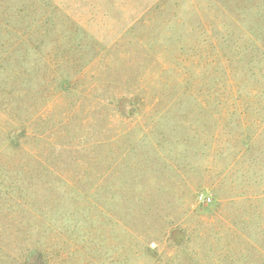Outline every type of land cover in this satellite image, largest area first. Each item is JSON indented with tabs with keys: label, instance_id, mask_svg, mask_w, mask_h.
Segmentation results:
<instances>
[{
	"label": "rangeland",
	"instance_id": "374dc122",
	"mask_svg": "<svg viewBox=\"0 0 264 264\" xmlns=\"http://www.w3.org/2000/svg\"><path fill=\"white\" fill-rule=\"evenodd\" d=\"M0 264H264V0H0Z\"/></svg>",
	"mask_w": 264,
	"mask_h": 264
},
{
	"label": "built area",
	"instance_id": "2783aa9c",
	"mask_svg": "<svg viewBox=\"0 0 264 264\" xmlns=\"http://www.w3.org/2000/svg\"><path fill=\"white\" fill-rule=\"evenodd\" d=\"M204 200L206 201V202H209L210 201V198L209 197H206V198H204ZM153 246V245H152Z\"/></svg>",
	"mask_w": 264,
	"mask_h": 264
}]
</instances>
